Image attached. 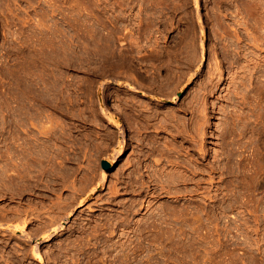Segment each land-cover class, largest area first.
Masks as SVG:
<instances>
[{
    "label": "rangeland",
    "instance_id": "1",
    "mask_svg": "<svg viewBox=\"0 0 264 264\" xmlns=\"http://www.w3.org/2000/svg\"><path fill=\"white\" fill-rule=\"evenodd\" d=\"M11 142L45 153L0 209L36 239L63 226L33 253L0 238V264H264V0H0ZM150 142L190 170H136Z\"/></svg>",
    "mask_w": 264,
    "mask_h": 264
},
{
    "label": "bare ground",
    "instance_id": "2",
    "mask_svg": "<svg viewBox=\"0 0 264 264\" xmlns=\"http://www.w3.org/2000/svg\"><path fill=\"white\" fill-rule=\"evenodd\" d=\"M197 2V1H196ZM195 2V3H196ZM150 4V3H149ZM148 11V10H147ZM112 21V20H111ZM115 34H117V33H115ZM153 47V46H152ZM154 49V48H153ZM163 49H164V47H163ZM161 50V49H160ZM164 51V50H163ZM158 52V51H157ZM115 56V55H114ZM167 57V56H166ZM117 58V57H116ZM168 58V57H167ZM122 59H125V57L124 58H122ZM121 60V59H120ZM130 60V59H129ZM162 60V59H161ZM118 61V60H117ZM114 62V61H113ZM122 63V62H121ZM120 63V64H121ZM201 64V63H200ZM200 64H199V66H200ZM125 65V64H124ZM121 66V65H120ZM128 66H129V64H128ZM196 67V66H195ZM196 69V68H195ZM196 71H197V69H196ZM219 76H218V82L220 81V82H223V80L224 79H222L221 77H222V75L221 74H218ZM51 85V84H50ZM217 85V84H216ZM127 87H128V85H127ZM101 88V87H100ZM216 88V87H215ZM100 90V89H99ZM217 90H218V88H217ZM174 94V93H173ZM173 96V95H172ZM167 97V96H166ZM175 96H173V97H171V101H173V100H175ZM103 100V99H102ZM101 100V96H100V98H99V101L101 102L102 101ZM167 100V99H166ZM98 101V102H99ZM165 102V101H164ZM174 103V102H173ZM101 105V104H100ZM57 106V105H56ZM102 106V105H101ZM52 107V106H51ZM103 109V108H102ZM134 109V108H133ZM61 111V110H60ZM19 114H20V112H19ZM19 114H17V115H19ZM23 114V113H22ZM75 115V114H74ZM110 117V116H109ZM138 117V116H137ZM143 117H145V116H143ZM147 117V116H146ZM53 118H55V117H53ZM60 118V117H59ZM113 118V117H112ZM141 119H142V117H140ZM150 118V117H149ZM148 118V119H149ZM57 119V118H56ZM134 119V118H133ZM139 119V118H138ZM148 119L146 118V120L148 121ZM155 119V118H154ZM153 119V120H154ZM112 120H114V119H112ZM137 120V119H136ZM140 120V119H139ZM150 120H152L151 118H150ZM57 121V120H56ZM143 121V120H142ZM147 121H144L145 123V125H146V122ZM51 122V121H50ZM128 122H129V120H128ZM150 122V121H149ZM148 122V123H149ZM152 122V121H151ZM56 123V122H55ZM58 123V122H57ZM141 122H139V124H140ZM152 124V123H151ZM21 125V124H20ZM59 125V124H58ZM131 125V124H130ZM141 125V127H144V126H142L143 124H140ZM149 125V124H148ZM155 125V123L153 124V126ZM15 126V125H14ZM63 126V125H62ZM136 126V125H135ZM139 126V125H138ZM150 127L152 126V125H149ZM152 126V127H153ZM160 126V125H159ZM163 126V125H162ZM166 126V125H165ZM50 127V126H49ZM140 127V128H141ZM151 127V128H152ZM156 127V126H155ZM158 127V126H157ZM44 128V127H43ZM51 128H52V126H51ZM54 128V127H53ZM139 128V127H138ZM148 128V127H147ZM150 128V129H151ZM161 128H163V127H161ZM166 128V127H165ZM164 128V129H165ZM59 129H61V128H59ZM144 129H145V127H144ZM154 129V128H153ZM50 130V129H49ZM54 130V129H53ZM143 130V129H142ZM25 131V130H24ZM28 131V130H27ZM47 131V130H46ZM58 131V130H57ZM144 131V130H143ZM147 131H149V130H147ZM153 131V130H152ZM151 131V132H152ZM154 131H156L155 129H154ZM159 131V130H158ZM162 131V130H161ZM52 132V131H51ZM62 132V131H61ZM146 132V131H145ZM16 133V132H15ZM23 133V132H22ZM25 133V132H24ZM27 133V132H26ZM25 133V134H26ZM148 133V132H147ZM150 133V132H149ZM148 133V134H149ZM153 133H155V132H153ZM18 134V133H17ZM47 134V133H46ZM59 134H60V132H59ZM146 134V133H145ZM147 134V135H148ZM152 134V133H151ZM158 134V133H157ZM201 134H203V133H201ZM146 135V136H147ZM150 135V134H149ZM148 135V136H149ZM153 135V134H152ZM155 135V134H154ZM19 136V135H18ZM21 136V135H20ZM49 136V135H48ZM65 136H66V134H65ZM157 136V135H156ZM70 137V136H69ZM152 137V136H151ZM16 138V137H15ZM21 138V137H20ZM55 138V137H54ZM65 138V137H64ZM67 138V137H66ZM148 138H150V137H148ZM8 139V138H7ZM12 139H14V138H12ZM18 139V138H17ZM24 139V138H23ZM155 139V138H154ZM153 139V140H154ZM5 140V139H4ZM9 140H10V138H9ZM26 140V139H25ZM40 140V139H39ZM59 140V139H58ZM67 140H69V138L67 139ZM76 140V139H75ZM74 140V141H75ZM142 140V139H141ZM141 140H139V141H141ZM153 140H151V142L153 141ZM13 141V140H12ZM34 141V140H33ZM61 141V140H60ZM144 141H145V139H144ZM149 141H150V139H149ZM22 142H24V141H22ZM31 142V141H30ZM76 142V141H75ZM147 142V141H146ZM151 142H150V144H148V145H151V146H149V147H151V148H149L148 147V145H146V144H144V145H146L147 147V151H145V153L143 154V155H140V156H143L142 157V159H141V161H139V162H136L137 164L135 165L134 163H133V165L132 166H135V169L136 170H138L139 168H140V170H163L164 168H159V169H156V166L157 165H159L160 164V161L158 160V159H161L162 157L165 159H163L162 161L165 163H163L165 166H167L168 167V169H169V167H184V165L183 164H185L186 162H184V163H180L181 162V160H180V162H179V159H177V157L174 155V153H173V155H174V157H176V158H172L173 157V155H172V153L170 152V149L171 148H173L174 147V145H173V147H169L170 149H169V151L167 150V152H166V150H165V152L163 151V150H158L157 148H159L160 146L159 145H157L156 144V146H158L157 148H155L154 146H152V144H151ZM154 142V141H153ZM12 143V142H11ZM8 144V143H7ZM27 144V143H26ZM26 144H24V145H22V144H14V143H12V144H8V145H6L5 147H3L4 149L3 150H1L0 151V196H1V194H3V192H4V190H5V188H7V187H12L13 189H14V192H15V195L17 196V197H19L20 196V198H21V196H22V194L24 193V191L26 190V189H28V190H32V189H34V187H36L35 185H34V183H35V180L33 181V180H31V178L30 177H28V179H26L27 177H26V175L27 176H29L28 175V173H31L32 171L29 169L30 168V162L31 161H33L34 159H35V162L37 161V159H38V155L37 154H41V156L43 155V153H45V147L43 146V144L44 143H42L41 145L39 144V142H38V145H35V144H31L30 146H27ZM29 144V143H28ZM48 144V143H47ZM142 144V143H141ZM140 144V145H141ZM201 144V145H200ZM200 144H198L199 146H197V149H198V153L199 154H201V155H199V156H201V157H205V155H204V153H205V148H204V145H202V143H200ZM64 145V144H63ZM72 145V144H71ZM53 146V145H52ZM143 147H145V146H143ZM60 148V147H59ZM118 148V149H117ZM145 148V149H146ZM0 149H2V148H0ZM33 149H35V151L36 152H38L39 150V152H41V153H36L35 154V152H34V150ZM62 149V148H61ZM116 149H117V151H116V153L115 154H112L113 156L112 157H110V158H108V159H106V161L104 162L105 164H106V168H102V170H104L103 171V173H102V177H104V172L105 171H107V170H110L112 167H114L116 164H117V162H118V160H119V156H120V153H121V149H122V147L119 145H117L116 146ZM141 149V148H140ZM144 149V148H143ZM162 149H164V147H162ZM42 150V151H41ZM63 150V149H62ZM75 150V149H74ZM173 150H174V148H173ZM52 151V150H51ZM50 150H49V152H51ZM57 151H58V148H57ZM143 151V150H142ZM63 152V151H62ZM61 152V153H62ZM157 152H159L160 154L162 153V154H164L165 153V157L161 154V158H160V154H157V156H156V153ZM164 152V153H163ZM175 152V151H174ZM55 153H57V152H55ZM37 155V156H36ZM50 155V154H49ZM159 155V156H158ZM34 156H36L37 157V159H36V157H34ZM40 156V155H39ZM40 156V157H41ZM54 156V155H53ZM158 158V159H154V158H156V157ZM52 157V156H51ZM55 157V156H54ZM53 157V158H54ZM59 157V156H58ZM200 157V158H201ZM42 158V157H41ZM48 158V157H47ZM65 158V157H64ZM140 158V157H139ZM49 159V158H48ZM57 159V158H56ZM202 159H204V158H202ZM52 160V159H51ZM63 160H65V159H63ZM66 160H67V158H66ZM73 160H75V159H73ZM138 160V159H137ZM178 160V161H177ZM39 161V160H38ZM69 161V160H68ZM34 162V161H33ZM32 162V163H33ZM40 162V161H39ZM39 162H38V164H39ZM54 162V161H53ZM70 162V161H69ZM74 162V161H73ZM159 162V163H158ZM32 163H31V166H32ZM37 163V162H36ZM51 163H52V161H51ZM158 163V164H157ZM167 163V164H166ZM42 164H43V161H42ZM41 164V162H40V166H44V165H42ZM49 164V163H48ZM55 164V163H54ZM132 164V163H131ZM187 164L188 163H186L185 164V168H183V170H190V169H186V167H187ZM56 165H58L57 163H56ZM51 166V165H50ZM54 166V165H53ZM56 167H58V166H56ZM56 167H55V169H56ZM161 167V166H160ZM163 167V166H162ZM41 168H43V167H41ZM40 168V169H41ZM45 168V167H44ZM43 168V169H44ZM134 168V167H133ZM157 168H158V166H157ZM190 168V167H189ZM42 169V170H43ZM46 169H48V168H46ZM50 169V168H49ZM177 169V168H176ZM180 169V168H179ZM178 169V170H179ZM20 170H29V171H31V172H29L28 171V173L27 174H25V173H23L22 171H20ZM34 170V169H33ZM45 170V169H44ZM54 170V169H53ZM63 170H65V169H63ZM174 170V169H173ZM199 170V169H198ZM202 170V169H201ZM8 171H13L14 173H10L9 172V174L10 175H4V173H7ZM15 171H18V172H15ZM26 171V172H27ZM37 171V170H36ZM40 171V170H39ZM25 172V171H24ZM16 173V174H15ZM33 173V172H32ZM37 173V172H36ZM40 172H38V174H39ZM41 175H43V173H44V171L42 172L41 171ZM59 173H60V170H59ZM156 173V172H155ZM14 174V175H13ZM37 174V175H38ZM45 174V173H44ZM63 174V173H62ZM36 175V174H35ZM35 175H33V176H35ZM54 175V174H53ZM2 176H4V177H2ZM39 176V175H38ZM56 176V175H55ZM41 177V176H40ZM40 177H38V178H40ZM44 177V176H43ZM65 177V176H64ZM105 177H106V174H105ZM183 177V176H182ZM2 178H4V180H2ZM36 178V177H35ZM37 178V179H38ZM42 178V177H41ZM62 178V177H61ZM176 178V177H175ZM178 178H180L179 176H178ZM184 178V177H183ZM32 179H34L33 177H32ZM103 179H105V178H103ZM182 179V178H181ZM185 180H186V178H184ZM169 180V179H168ZM36 181H38L39 182V179L38 180H36ZM103 181V180H102ZM155 181V180H154ZM161 182V181H160ZM170 182H171V180H170ZM37 183V182H36ZM169 183V182H168ZM37 185V184H36ZM144 187V185L142 186V188ZM14 195V194H13ZM13 195H11V196H13ZM10 196V197H11ZM14 197V196H13ZM83 203V202H82ZM141 203V202H140ZM143 203V202H142ZM142 203H141V205H142ZM78 205H81V203H79ZM8 213H10V214H12V215H10L9 214V216H11V217H8ZM21 215H23L24 216V218H22L23 220H21L22 222H21V225H12V224H10V222L12 221H15V220H12V219H10V218H12V216L13 217H15L16 219H19L20 217H21ZM28 216H33V213L32 212H29V211H27V210H20V209H14L13 210V208H8V209H6V208H1L0 209V220L2 221H4L3 223L0 221V238H2V240L3 239H7V240H10V238H11V236H10V234L12 233V232H15L16 234L18 233V237H22V239H27V242H28V240L29 241H31L30 240V238H31V236H32V234H30V233H28V235L30 234L31 236H27V233L25 232V230H24V228H25V225H26V223L29 221V219L27 218ZM38 216V215H37ZM68 216H69V214H68ZM14 218V219H15ZM33 218V217H32ZM31 219V218H30ZM66 219V218H65ZM65 219H63V220H65ZM11 222V223H12ZM9 223V224H8ZM19 224V223H18ZM11 225V226H10ZM62 224H61V222L56 226V227H54V228H52L51 230H50V232L49 233H47V234H42V235H37L38 236V238L36 239L34 236H32V238H35L36 239V241H34V244H33V246H31V250H32V253L33 252H35L34 250L35 249H33V248H35V245H37L38 243H42V242H45V241H47L48 240V238L50 237V236H53L54 234H55V232L56 231H58V229L60 230L61 228H62V226H61ZM27 227V226H26ZM10 233V234H9ZM23 233H25V235H23ZM20 234H22L23 236H25V238H23V236L22 235H20ZM12 235V234H11ZM14 236V235H13ZM17 237V238H18ZM20 237V238H21ZM15 238V237H14ZM16 238V239H17ZM25 239V240H26ZM34 239V240H35ZM1 240V241H2ZM25 240L23 241V242H25ZM26 242V243H27ZM29 243V242H28ZM27 243V244H28ZM37 248H38V246H37ZM37 251V250H36ZM35 254H38V252L37 253H35ZM38 256V255H37Z\"/></svg>",
    "mask_w": 264,
    "mask_h": 264
},
{
    "label": "water",
    "instance_id": "3",
    "mask_svg": "<svg viewBox=\"0 0 264 264\" xmlns=\"http://www.w3.org/2000/svg\"><path fill=\"white\" fill-rule=\"evenodd\" d=\"M101 167H102V168H106V164L103 162V163L101 164Z\"/></svg>",
    "mask_w": 264,
    "mask_h": 264
}]
</instances>
